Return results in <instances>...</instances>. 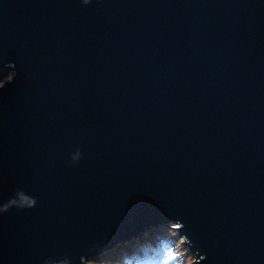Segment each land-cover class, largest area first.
I'll return each instance as SVG.
<instances>
[{"label":"water","instance_id":"95a60500","mask_svg":"<svg viewBox=\"0 0 264 264\" xmlns=\"http://www.w3.org/2000/svg\"><path fill=\"white\" fill-rule=\"evenodd\" d=\"M0 72V264H264V0H0Z\"/></svg>","mask_w":264,"mask_h":264},{"label":"rangeland","instance_id":"374dc122","mask_svg":"<svg viewBox=\"0 0 264 264\" xmlns=\"http://www.w3.org/2000/svg\"><path fill=\"white\" fill-rule=\"evenodd\" d=\"M176 227L168 225L156 231H147L145 235H140L143 240L125 245L123 250L115 252L110 264H197V258L187 252L185 240L178 237L177 230L172 229ZM170 240L174 243L170 244ZM105 255L89 264H107L103 258Z\"/></svg>","mask_w":264,"mask_h":264},{"label":"clouds","instance_id":"9594fccd","mask_svg":"<svg viewBox=\"0 0 264 264\" xmlns=\"http://www.w3.org/2000/svg\"><path fill=\"white\" fill-rule=\"evenodd\" d=\"M84 4L89 3V0H83ZM15 77V73H12V76L10 79L6 80L3 84H0V89L4 88L6 83H10ZM82 157V153L79 149H77L72 155H71V161L73 163L78 162ZM16 201H10L9 204H5L3 208H0V212H7L10 209L11 205H15ZM36 204V200L34 197H28L24 195L23 193L20 194V203L18 205L19 208H32ZM159 230V229H158ZM145 235V234H144ZM142 239V236L138 237L135 240ZM169 243H174L172 240L169 241Z\"/></svg>","mask_w":264,"mask_h":264},{"label":"trees","instance_id":"16d2710c","mask_svg":"<svg viewBox=\"0 0 264 264\" xmlns=\"http://www.w3.org/2000/svg\"><path fill=\"white\" fill-rule=\"evenodd\" d=\"M9 76V74L8 73H6V72H0V83L4 80V79H6L7 77ZM164 230V229H163ZM154 231H156V230H154ZM143 237V236H142ZM140 239H138V240H133V241H131L130 243H128V244H125V245H134L133 243H137V242H135V241H139ZM141 240H143V239H141ZM125 245H123V246H118L117 248H115L114 250H112V251H110L108 254H106L103 258L104 259H106V263L107 264H110L111 262H112V260H113V258H114V253L115 252H119V250H123L124 248V246ZM128 254L129 255H131V253H129V251H128ZM92 262V261H91ZM90 263V261L88 262V264Z\"/></svg>","mask_w":264,"mask_h":264}]
</instances>
